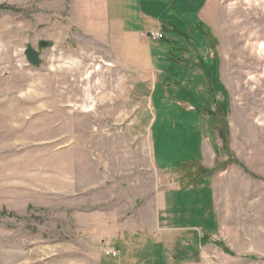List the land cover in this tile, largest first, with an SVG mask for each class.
I'll return each mask as SVG.
<instances>
[{"label":"rangeland","instance_id":"1","mask_svg":"<svg viewBox=\"0 0 264 264\" xmlns=\"http://www.w3.org/2000/svg\"><path fill=\"white\" fill-rule=\"evenodd\" d=\"M106 3L0 0V264H113L110 242L130 262L264 264V0H211L189 76L162 81L144 45L122 65Z\"/></svg>","mask_w":264,"mask_h":264},{"label":"crops","instance_id":"2","mask_svg":"<svg viewBox=\"0 0 264 264\" xmlns=\"http://www.w3.org/2000/svg\"><path fill=\"white\" fill-rule=\"evenodd\" d=\"M191 2H195V0H188V3L185 0H146L144 4L141 0L136 1L135 3L130 2V0H107L106 4L108 10L105 22L109 34L107 41L117 58L120 59L122 65L129 69L133 67L135 70H140L141 66H145L144 52L140 49V47L144 45L146 50H149L151 60L149 63H156L158 66L159 64L170 65L169 68H167L168 71L163 70L162 68L156 69L158 71V75H156L157 79H160L161 81L165 77L166 79H169L170 76H168V74L173 72L174 66L180 69L179 75L184 76V74H186L189 76V73L191 72L190 66L192 62H195L191 60L195 59L196 56L198 57V53L197 50L195 52V49H197L195 42L193 40L190 41L191 38L188 39V36H198L201 32L206 33L208 31L210 20L208 19L207 13L210 8L211 0H203L202 3H198L199 6L197 7L196 13L202 20L198 19V22L187 23L184 15L189 12L187 6L188 4L191 6ZM180 4H183V6L181 7ZM111 6L114 9L112 11L110 9ZM154 29H159L163 32L164 38L162 40L148 41L139 37L140 32ZM99 30L98 35L103 36L102 31L104 28L103 30ZM127 47H131V49L135 50L128 52ZM189 48H191V50ZM129 53L134 54L130 55ZM162 56L166 57V61H164ZM186 78L189 81L186 82V86H190L192 83L191 81L195 79H190V77ZM221 84L224 87V91H226L223 82H221ZM165 85L166 83L160 84L162 89H164ZM217 110H223L226 112L227 98L223 100L221 106H217ZM227 115L223 120V126L227 120ZM219 139L221 144L220 148H222V143H225L228 146H223L224 149L226 151L229 149L230 151L231 147L230 141H227L228 138ZM127 240H130L128 245H133V243H135L134 240H138V238L122 239L120 242L128 246ZM147 245H149V243L144 246ZM103 247L119 248V257H110L104 254V256L110 257L113 260L118 258V260H115V264H125V262L127 264H144L142 261L140 263L139 261L130 262L131 259H133V255L137 256V260H141L140 258L142 254L141 256H138L136 250L132 251V257L130 258L128 257L130 252H127L126 250V253H123V247L121 245H117L116 243L113 245V243L110 242L108 246L103 244ZM99 257L101 261H104L101 256ZM109 263L112 264V262ZM145 264L147 263L145 262Z\"/></svg>","mask_w":264,"mask_h":264},{"label":"built area","instance_id":"3","mask_svg":"<svg viewBox=\"0 0 264 264\" xmlns=\"http://www.w3.org/2000/svg\"><path fill=\"white\" fill-rule=\"evenodd\" d=\"M141 36L145 37L146 39L150 41H158L164 37V34L161 30L159 29H154V30H149L145 32H141ZM103 252L107 256H113L117 257L120 255V250L119 248L115 247H107L103 249Z\"/></svg>","mask_w":264,"mask_h":264},{"label":"water","instance_id":"4","mask_svg":"<svg viewBox=\"0 0 264 264\" xmlns=\"http://www.w3.org/2000/svg\"><path fill=\"white\" fill-rule=\"evenodd\" d=\"M50 43L47 42V41H40L38 43V47L39 48H44V47H47L49 46ZM39 52L36 51L35 49L31 48V47H27L25 50H24V56L27 60L28 63L30 64H36L38 65L39 63Z\"/></svg>","mask_w":264,"mask_h":264},{"label":"bare ground","instance_id":"5","mask_svg":"<svg viewBox=\"0 0 264 264\" xmlns=\"http://www.w3.org/2000/svg\"><path fill=\"white\" fill-rule=\"evenodd\" d=\"M260 45H261V46H259V48H260L261 50H264V43H261ZM260 49H259V50H260Z\"/></svg>","mask_w":264,"mask_h":264},{"label":"trees","instance_id":"6","mask_svg":"<svg viewBox=\"0 0 264 264\" xmlns=\"http://www.w3.org/2000/svg\"><path fill=\"white\" fill-rule=\"evenodd\" d=\"M163 38H164V37H163ZM163 38H162V39H163ZM162 39H160V40H162ZM223 164H224V163H223ZM223 166H224V165H223ZM217 169H219V168L217 167ZM208 172H209V173H207V175H210V174H211V171L208 170Z\"/></svg>","mask_w":264,"mask_h":264}]
</instances>
